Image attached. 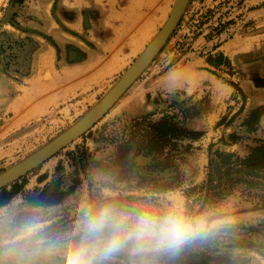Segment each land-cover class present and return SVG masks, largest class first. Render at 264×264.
Wrapping results in <instances>:
<instances>
[{
  "label": "rangeland",
  "instance_id": "obj_1",
  "mask_svg": "<svg viewBox=\"0 0 264 264\" xmlns=\"http://www.w3.org/2000/svg\"><path fill=\"white\" fill-rule=\"evenodd\" d=\"M172 1L0 0V175L108 94L163 28ZM246 6L192 0L155 60L94 128L0 191V259L10 261L27 220L38 218L54 241L82 204L110 201L207 216L209 234L175 253L147 254V264H264V191L240 184L217 201L208 188L191 191L209 180L219 153L244 158L264 143V4L250 19ZM227 43L234 66L213 70L211 81L156 88L168 71ZM132 259L120 253L108 264Z\"/></svg>",
  "mask_w": 264,
  "mask_h": 264
},
{
  "label": "clouds",
  "instance_id": "obj_2",
  "mask_svg": "<svg viewBox=\"0 0 264 264\" xmlns=\"http://www.w3.org/2000/svg\"><path fill=\"white\" fill-rule=\"evenodd\" d=\"M211 231L207 216L190 218L177 210L156 214L110 201L82 204L74 225L54 241L44 235L38 218L24 222L18 229L21 242L9 250L10 261L0 259V264H40L41 257L46 262L53 256L59 264H108L120 253L133 258L130 264H147V254L178 252Z\"/></svg>",
  "mask_w": 264,
  "mask_h": 264
},
{
  "label": "water",
  "instance_id": "obj_3",
  "mask_svg": "<svg viewBox=\"0 0 264 264\" xmlns=\"http://www.w3.org/2000/svg\"><path fill=\"white\" fill-rule=\"evenodd\" d=\"M191 1L192 0H176L166 24L147 49L108 92V94H106V96L84 118L49 145L1 174L0 191L39 168L60 151L94 128L155 60L178 26Z\"/></svg>",
  "mask_w": 264,
  "mask_h": 264
},
{
  "label": "trees",
  "instance_id": "obj_4",
  "mask_svg": "<svg viewBox=\"0 0 264 264\" xmlns=\"http://www.w3.org/2000/svg\"><path fill=\"white\" fill-rule=\"evenodd\" d=\"M218 159L206 184L193 188L192 192L208 188L209 200L217 201L232 194L240 184L264 191V143L247 157L219 153Z\"/></svg>",
  "mask_w": 264,
  "mask_h": 264
},
{
  "label": "crops",
  "instance_id": "obj_5",
  "mask_svg": "<svg viewBox=\"0 0 264 264\" xmlns=\"http://www.w3.org/2000/svg\"><path fill=\"white\" fill-rule=\"evenodd\" d=\"M264 0H245V7L242 10L244 17L253 18L261 11L260 6ZM213 43H210L211 47ZM229 44L213 47V51L204 57H192L183 67L170 70L161 76L157 87L161 91L172 92L184 89L189 86H198L206 80L211 81L215 75L213 70L228 69L234 66L232 50L226 48ZM226 48L227 50H225ZM221 59V61H219Z\"/></svg>",
  "mask_w": 264,
  "mask_h": 264
},
{
  "label": "bare ground",
  "instance_id": "obj_6",
  "mask_svg": "<svg viewBox=\"0 0 264 264\" xmlns=\"http://www.w3.org/2000/svg\"><path fill=\"white\" fill-rule=\"evenodd\" d=\"M175 2H176V0H173L172 1V5L168 8V12H167V14H166V16H165V21H164V24H162V25H165L166 24V22H167V20H168V17H169V14H170V12H171V10H172V6H173V4H175ZM163 27V26H162ZM156 36V35H155ZM228 47V46H227ZM226 47V48H227ZM226 48H224L225 50H227ZM229 48V47H228ZM229 50H231V48L229 49ZM228 51V50H227Z\"/></svg>",
  "mask_w": 264,
  "mask_h": 264
}]
</instances>
